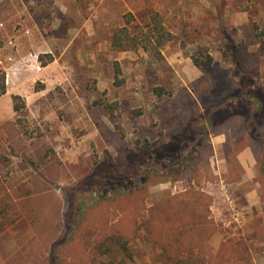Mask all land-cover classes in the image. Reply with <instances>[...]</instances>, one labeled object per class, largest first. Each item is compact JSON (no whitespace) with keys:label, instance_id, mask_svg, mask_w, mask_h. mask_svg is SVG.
Wrapping results in <instances>:
<instances>
[{"label":"rangeland","instance_id":"1","mask_svg":"<svg viewBox=\"0 0 264 264\" xmlns=\"http://www.w3.org/2000/svg\"><path fill=\"white\" fill-rule=\"evenodd\" d=\"M153 13L174 35L161 49L163 59L141 47H112L117 28L146 36ZM194 57H211L212 66L198 68ZM3 76L0 264H57L59 245L78 227L79 205L93 203L89 190L112 192L114 175L143 159L160 180L169 179L149 187L148 206L178 194L176 172L163 155L174 151L179 170L203 146L208 162L210 133L222 131L226 119H239L251 132L264 171V0H0ZM99 99L117 103L114 119L95 104ZM147 145L149 151H139ZM119 218L110 211L111 224ZM212 221L217 231L204 252L168 260L140 231L128 261L264 264V227L256 224L243 237ZM96 236L86 227L80 239L92 250ZM124 258L115 250L90 264Z\"/></svg>","mask_w":264,"mask_h":264},{"label":"trees","instance_id":"2","mask_svg":"<svg viewBox=\"0 0 264 264\" xmlns=\"http://www.w3.org/2000/svg\"><path fill=\"white\" fill-rule=\"evenodd\" d=\"M131 20L128 22L130 23ZM173 39L174 35L166 30L160 16L153 13L146 36L134 35L127 27L117 28L113 32L112 47L123 51L141 47L152 51L158 59H163L161 49ZM193 62L198 68L208 69L212 66L213 59L208 57L206 60H201L194 57ZM120 74L121 70L116 64V86L122 82L117 80ZM6 92V79L3 76L0 81V94ZM15 99L18 97H14ZM95 104L104 106L109 110L110 118L114 119L117 103H108L104 99H99ZM15 110L19 111L17 105ZM147 147L140 148L139 151L147 152L149 145ZM204 148L201 146L194 160L189 162V159H185L187 164L183 169L178 167L179 170L175 168L177 163L173 158L174 151L171 152L172 155H163L167 168L176 172L171 181L186 180L188 187L184 192L164 198L152 206L147 204L150 197L149 187L156 183L167 182L169 179L160 180L156 175V169L148 166L147 159L141 160L127 174L114 175L112 180L116 182V186L112 192L108 191L106 194L105 189L102 188L104 194L102 196L97 189L91 188L89 191L93 203L88 207L82 206L83 203L79 205L78 227L70 239L59 245L57 264H90V260L94 257L110 255L115 250L122 252L126 259L108 260L105 264H130L128 260L132 261L133 252L129 245L138 237L140 231H143L145 241L160 247L168 260L176 261L180 255L190 251H206L217 227L211 218L213 198L201 190L200 184L202 181L213 183L217 179L207 158H204ZM200 163L205 165L202 166ZM228 167L230 171L233 170V165L229 161ZM111 210L120 213L119 220L114 224L109 222ZM86 227H92L97 231L92 250H88L80 239ZM65 258H69L70 261H61Z\"/></svg>","mask_w":264,"mask_h":264},{"label":"crops","instance_id":"3","mask_svg":"<svg viewBox=\"0 0 264 264\" xmlns=\"http://www.w3.org/2000/svg\"><path fill=\"white\" fill-rule=\"evenodd\" d=\"M235 121L243 127L239 131L242 130L244 139L238 137ZM239 122V119H226L222 131L210 133L213 153L208 162L217 180L206 182L204 187L213 198L211 218L222 223L229 233L238 230L246 237L255 231L256 224L264 227V180L260 177L262 173L264 176V171L260 173L259 168L261 148L251 140L246 126ZM228 161L233 165L232 171ZM175 187L181 189L177 193L186 190L184 181L176 182Z\"/></svg>","mask_w":264,"mask_h":264}]
</instances>
